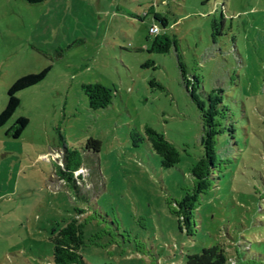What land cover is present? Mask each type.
<instances>
[{
  "label": "rangeland",
  "instance_id": "rangeland-1",
  "mask_svg": "<svg viewBox=\"0 0 264 264\" xmlns=\"http://www.w3.org/2000/svg\"><path fill=\"white\" fill-rule=\"evenodd\" d=\"M44 72L0 128V264H52V231L72 218L88 264H186L210 247L264 264V146L222 147L207 191L191 176L203 154L193 97L221 91L250 142L264 122V0H0V114L18 80ZM96 83L112 91L105 109L84 91ZM146 126L180 163L162 167ZM65 149L81 161L76 189L60 181Z\"/></svg>",
  "mask_w": 264,
  "mask_h": 264
},
{
  "label": "trees",
  "instance_id": "trees-1",
  "mask_svg": "<svg viewBox=\"0 0 264 264\" xmlns=\"http://www.w3.org/2000/svg\"><path fill=\"white\" fill-rule=\"evenodd\" d=\"M25 1L29 4H39L46 0ZM211 1L205 0V3ZM160 20L167 26L168 22L166 20L163 18H160ZM169 46L170 43L163 46H159L158 42L155 43V47L159 48V51L163 53L169 51ZM46 75L47 72L38 76H26L12 86L8 93V105L0 114V128L7 125L20 107V100L17 94L37 85ZM83 88L89 98V105L93 110L105 109L111 104L112 91L109 88L99 83L84 85ZM217 92L214 91L207 95L204 100L193 97L200 111L203 127V136L201 138L203 154L191 170V176L199 193L208 190L215 171L222 163L224 164L229 160L228 153L223 152L222 147L227 145L236 146L243 142L247 143V145L250 144L251 148L264 146V122L260 120L256 122L250 142L249 138L245 137L243 126L238 124L235 115L229 110L230 107L225 104L223 97L220 95L221 91ZM28 124V119L19 118L8 130L7 134L9 135L14 130L13 138L19 139ZM145 134L151 148L161 158V165L164 169H171L180 163L182 157L180 150L172 142L168 141L163 134L149 126L145 127ZM89 141L95 147L96 152H98L101 142L94 139ZM58 164L61 173L60 181L76 189L78 180L82 178V175L79 174L82 170L81 161L76 156V152L65 149L62 152L61 162ZM84 229L85 225L83 223L76 218H72L63 227L55 228L52 231L50 238L53 243L52 264H88L82 254V249L85 246ZM227 262L223 249L210 247L204 249L200 254L188 256L186 264H227Z\"/></svg>",
  "mask_w": 264,
  "mask_h": 264
},
{
  "label": "built area",
  "instance_id": "built-area-1",
  "mask_svg": "<svg viewBox=\"0 0 264 264\" xmlns=\"http://www.w3.org/2000/svg\"><path fill=\"white\" fill-rule=\"evenodd\" d=\"M158 32H159V29L156 26L151 29V34L153 35H156Z\"/></svg>",
  "mask_w": 264,
  "mask_h": 264
}]
</instances>
